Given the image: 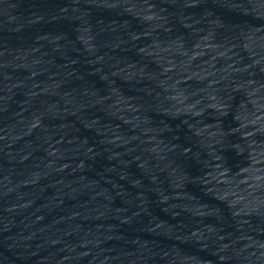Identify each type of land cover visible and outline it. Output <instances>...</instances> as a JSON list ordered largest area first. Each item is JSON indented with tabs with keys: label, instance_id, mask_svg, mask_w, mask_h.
<instances>
[{
	"label": "water",
	"instance_id": "obj_1",
	"mask_svg": "<svg viewBox=\"0 0 264 264\" xmlns=\"http://www.w3.org/2000/svg\"><path fill=\"white\" fill-rule=\"evenodd\" d=\"M0 264H264V0H0Z\"/></svg>",
	"mask_w": 264,
	"mask_h": 264
}]
</instances>
